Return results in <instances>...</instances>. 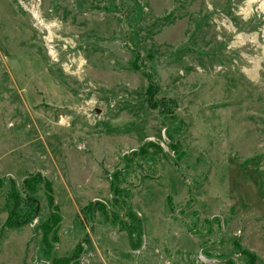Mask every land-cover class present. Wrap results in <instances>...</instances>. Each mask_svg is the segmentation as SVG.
<instances>
[{"label":"rangeland","instance_id":"374dc122","mask_svg":"<svg viewBox=\"0 0 264 264\" xmlns=\"http://www.w3.org/2000/svg\"><path fill=\"white\" fill-rule=\"evenodd\" d=\"M0 264H264V0H0Z\"/></svg>","mask_w":264,"mask_h":264},{"label":"trees","instance_id":"16d2710c","mask_svg":"<svg viewBox=\"0 0 264 264\" xmlns=\"http://www.w3.org/2000/svg\"><path fill=\"white\" fill-rule=\"evenodd\" d=\"M155 87V84L153 83V82H151L150 83V85L148 86V88H147V92H146V97L147 98H149L153 93V88ZM160 102L163 104V106L164 107H166L165 105V103L167 102L166 100H160ZM152 145H154L152 142H149V143H147V144H145V146L144 147H142L141 148V150L139 151V152H135L134 154L135 155H139V154H142V153H146L148 150H147V148L149 147V146H152ZM141 152V153H140ZM164 155H165V159H171L170 158V156H168L167 154H165L164 153ZM174 164L177 166V167H179L180 165L178 164V161L177 160H175V162H174ZM129 168L130 167H128V170H129ZM118 173H119V175L122 173V172H117V174L116 175H118ZM116 177H118V176H116ZM116 177H114L115 179L112 181V185H113V191L115 192V191H117V189L116 188H118V182L120 181V179H118V178H116ZM36 179H40V177H39V175H37V176H31V177H28L25 181H24V183H23V186H24V191H26V198H27V200H26V204L28 205V207L29 208H31L32 206H35V205H37V202L35 201V199H34V197H33V195H31V193L34 191V189L33 188H31V186H30V184L32 183V182H37V181H40V180H36ZM44 184V187H45V191H46V193H47V195H48V198L51 200V196H52V193H51V185L48 183V182H44L43 183ZM29 186V187H28ZM18 190L17 189H15L14 188V192H15V197H12V199L14 200H16V201H18V200H20V201H24L25 202V198H23L22 197V195L19 193V192H17ZM122 194H123V192H122ZM124 206V205H123ZM17 207H19L18 206V204H17ZM56 207H54L53 209H54V212H53V215L54 216H59V212H58V209L56 208ZM18 212V214L16 213V214H12V215H14L15 216V221H13L12 223H14V224H17L18 223V217H19V210L17 211ZM14 216H10L9 215V217H8V222L9 221H11L12 220V218L14 217ZM134 217V218H133ZM132 219L134 220V226L133 227H131V229H128L127 231L129 232V234H130V236H131V238L133 239L134 238V235H136V234H140L141 233V223H140V218H139V216H138V214L136 215V214H134V215H132ZM51 232V231H50ZM44 238L46 239V241L49 243L50 242V239L51 238H53V235L51 236V238H49V235L46 233L45 234V236H44ZM47 243V244H48Z\"/></svg>","mask_w":264,"mask_h":264},{"label":"bare ground","instance_id":"6f19581e","mask_svg":"<svg viewBox=\"0 0 264 264\" xmlns=\"http://www.w3.org/2000/svg\"><path fill=\"white\" fill-rule=\"evenodd\" d=\"M39 17V16H38ZM51 33V32H50ZM51 38V37H50Z\"/></svg>","mask_w":264,"mask_h":264}]
</instances>
